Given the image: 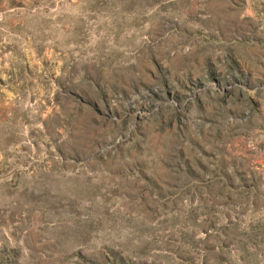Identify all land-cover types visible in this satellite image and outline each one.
I'll return each mask as SVG.
<instances>
[{
    "label": "rangeland",
    "instance_id": "rangeland-1",
    "mask_svg": "<svg viewBox=\"0 0 264 264\" xmlns=\"http://www.w3.org/2000/svg\"><path fill=\"white\" fill-rule=\"evenodd\" d=\"M0 264H264V0H0Z\"/></svg>",
    "mask_w": 264,
    "mask_h": 264
}]
</instances>
